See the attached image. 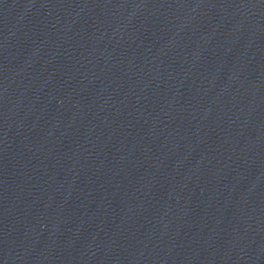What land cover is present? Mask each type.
<instances>
[{
  "label": "water",
  "instance_id": "water-1",
  "mask_svg": "<svg viewBox=\"0 0 264 264\" xmlns=\"http://www.w3.org/2000/svg\"><path fill=\"white\" fill-rule=\"evenodd\" d=\"M0 264H264V0H0Z\"/></svg>",
  "mask_w": 264,
  "mask_h": 264
}]
</instances>
